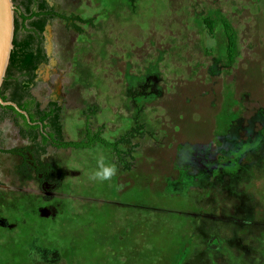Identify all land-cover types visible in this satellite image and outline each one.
I'll list each match as a JSON object with an SVG mask.
<instances>
[{"label":"rangeland","instance_id":"rangeland-1","mask_svg":"<svg viewBox=\"0 0 264 264\" xmlns=\"http://www.w3.org/2000/svg\"><path fill=\"white\" fill-rule=\"evenodd\" d=\"M12 3L36 14L22 21L14 11L13 38L38 62L6 70L0 96L32 99L30 110L49 111L46 130L61 139H84L87 122L119 140L122 160L98 142L44 144L39 129H22L0 106V264H264V0ZM221 17L238 54L222 72L220 111L210 107L206 122L196 103L175 107L180 135L204 137L209 124L211 141L178 144L173 154L157 131L120 140L163 112L160 98L204 49L225 55ZM148 61L154 66L139 74ZM76 63L88 66L90 83L79 81ZM101 156L118 173L93 182Z\"/></svg>","mask_w":264,"mask_h":264},{"label":"trees","instance_id":"trees-1","mask_svg":"<svg viewBox=\"0 0 264 264\" xmlns=\"http://www.w3.org/2000/svg\"><path fill=\"white\" fill-rule=\"evenodd\" d=\"M16 14H18V17L24 21L28 17H31L33 15H36L35 13H32L30 16L23 15L18 9L14 10ZM212 13H206L201 15L203 22L207 25L209 30H212L213 28V19H212ZM220 22L222 23L224 27V34H225V41H226V53L224 56H220L215 54L214 52H211L209 50H203V60L199 61L191 60L189 71L187 74H185L184 82L181 84H175V80H173V92L164 94L159 100V111L157 116H155L154 119H151L150 121H145L138 125V127L132 128L130 131L126 132L125 136H123L121 139H124L125 137H130L135 134L137 129L141 128L145 132L151 133L154 131H157L161 134L163 137V140L165 141L164 146L171 149V152L173 154L175 153V148L178 144L189 142V143H203L207 144L211 141V138L208 141L207 137L209 136L208 131V125L205 127L206 135L200 136V137H183L180 135L179 130V123H180V116L182 115L183 111L181 108H175L177 107L176 103L177 100L184 102H191L196 103V109L198 113H202L201 116L207 121H209V108L210 107H217V111L219 112L221 109V103L220 101V88H221V82H222V72L223 71H230L232 68V65L235 62L236 56L238 54V49L236 46V33L235 30L231 24V22L226 19L225 17L220 18ZM96 26L100 27V24L97 23ZM27 41H17L15 38L12 39L13 47L10 51L9 56V62L7 65L6 70L17 68L20 71L28 70V69H34L38 60H36V54L31 52L27 49ZM154 66V64L150 63L149 61L145 63V66H142V70L138 69L139 74L146 73L151 67ZM194 66V68H193ZM76 67L78 70V78L79 81H89L92 76V72L88 68V66L80 65L79 63H76ZM149 68V69H148ZM203 74V75H202ZM193 77L194 80L188 82L187 79ZM172 82V81H171ZM176 89H175V85ZM186 86V87H185ZM181 87L184 90L181 92ZM171 91V89H169ZM175 91V92H174ZM197 96H200L199 98L195 99ZM168 97L170 101L165 105L163 102H161L162 99ZM177 97V98H176ZM2 98L5 99L6 97L2 95ZM199 99L202 100V102L198 101ZM200 102V103H199ZM33 104L32 99L25 100L21 103H18V106L27 112L28 118L18 110H16L11 105H4L1 107H4L6 109H9L13 112V114L20 119V124L22 129L28 130V129H39V135L42 143H50L51 145L57 147V148H89L92 147L95 143H101L107 147H110L115 155V157L118 160H122L121 157V150L118 147L119 140L115 141H107L105 138H103L99 131H93L88 127V124L86 122L85 125V134L84 139L81 140H65L61 139L54 135L53 132L46 130L47 124L45 122L46 118L50 115L49 111H44L42 114L35 115L30 109ZM206 106V107H205ZM205 107V111L202 110V108ZM213 112V113H216ZM205 115V116H204ZM204 116V117H203ZM88 117V116H87ZM207 118V119H206ZM176 128L177 130H175ZM182 129V127H181ZM180 129V130H181ZM212 136V135H211ZM11 151L17 152V150L13 149ZM24 251H26L24 249ZM23 264H32V262L29 260H25Z\"/></svg>","mask_w":264,"mask_h":264},{"label":"water","instance_id":"water-1","mask_svg":"<svg viewBox=\"0 0 264 264\" xmlns=\"http://www.w3.org/2000/svg\"><path fill=\"white\" fill-rule=\"evenodd\" d=\"M14 31V6L12 0H0V85L5 75L9 61L10 51L12 49V39ZM1 105H11L27 118L26 111L17 104L6 101L0 96Z\"/></svg>","mask_w":264,"mask_h":264},{"label":"clouds","instance_id":"clouds-1","mask_svg":"<svg viewBox=\"0 0 264 264\" xmlns=\"http://www.w3.org/2000/svg\"><path fill=\"white\" fill-rule=\"evenodd\" d=\"M118 173L115 163H106L105 158L101 156L97 160L96 170L89 174L88 179L93 182L111 181Z\"/></svg>","mask_w":264,"mask_h":264}]
</instances>
